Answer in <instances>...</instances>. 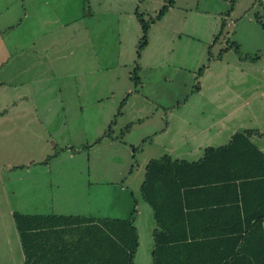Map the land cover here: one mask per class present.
Segmentation results:
<instances>
[{
	"label": "rangeland",
	"instance_id": "1",
	"mask_svg": "<svg viewBox=\"0 0 264 264\" xmlns=\"http://www.w3.org/2000/svg\"><path fill=\"white\" fill-rule=\"evenodd\" d=\"M165 4L167 0L86 1V11H90L92 16L82 14L75 26L79 24L82 38L84 28L88 27L85 35L90 37L97 56L89 66L82 61L80 67L83 69L80 70H92L93 63L102 66V69L89 72L92 73L91 82L96 77V84L94 90L91 89L88 93L84 91L89 90V80L76 78L82 91L78 99L81 104L91 101L90 111L87 110L82 119L69 121L63 129H58L56 125L60 111L44 114L52 120L56 118L54 123H50L48 129L34 128L32 141L16 146L18 157L25 156L27 161L29 157L36 161L48 157L46 163L36 162L30 168L63 170L67 175L66 181L78 179L80 171L87 169L91 171L88 179L94 185H99L97 181L101 179L107 180L104 185L120 184L132 168L138 184L142 177L144 159L149 155V150L150 153L155 152L152 147L156 150L155 144L143 141L142 138L152 136L155 130L161 129L165 124H169L170 128H167L165 134L158 136L156 141L167 147L169 142H173L172 133L176 129L177 135L196 132V127L211 124V118L221 115L219 107H224V111L238 107V115L226 123L227 127L240 125L264 129V104L260 99H255V103L253 99L243 103L249 99V94H264V0H173L163 17L156 19ZM136 10L146 21L155 19L149 24L147 44L141 49L139 58L137 49L143 32ZM71 36L70 31L63 35L65 46L71 42ZM234 42L237 46H232ZM236 48L239 52L235 51ZM91 50L81 45L75 53L81 54L83 59ZM220 52L222 58L219 59ZM239 55H250L252 58L257 55L258 58L240 60ZM69 56L72 57V52ZM136 63V75H132ZM60 83L63 82L58 78L45 82L48 89L45 99L35 98L33 102L39 111H43L45 101H52L47 100L48 97L53 98L52 105L58 104L55 99ZM196 86H199L198 90H195ZM100 94L103 95L102 101L92 103ZM123 99V107L128 108L129 112L121 119L124 122L114 129L115 135L112 132L118 138L108 140L101 138V135L100 138H94L96 132L101 134L107 129L96 130L92 123L99 125L106 115L111 117L115 107ZM184 103L181 110H173L175 105ZM140 105L148 112V118H142L144 122L141 125L137 122L131 124L122 138L121 129L130 123L131 115L135 112L133 107ZM87 122L90 123L89 128L82 126ZM179 123L182 125L177 128ZM176 124L178 125L175 126ZM40 133H49L53 137L48 140L38 139L36 134ZM200 139L216 142L215 137L208 134L202 135ZM180 145L178 140L176 146ZM143 148L145 151L142 153ZM5 153L14 156V151ZM24 172H18L22 173L20 177L25 178ZM2 173L0 193L2 183L7 202L0 196V216L6 211L3 209L4 203H11V192L15 178L18 177V174L15 177L12 172ZM86 178L82 175V181L77 186L85 187L83 182ZM41 180L44 181L43 178L38 179ZM17 182L18 185H24L20 180ZM41 183L38 182L37 185L40 186ZM114 203L118 204L117 201ZM78 205L76 211L87 209L81 201ZM100 206L97 209L101 213L114 216L122 213L125 205L122 203L121 206H112L107 203ZM4 217H11L12 223L14 222L11 214ZM5 232V228L0 225V234ZM146 254L149 255L148 244L143 240L136 260L139 258L140 261Z\"/></svg>",
	"mask_w": 264,
	"mask_h": 264
},
{
	"label": "crops",
	"instance_id": "2",
	"mask_svg": "<svg viewBox=\"0 0 264 264\" xmlns=\"http://www.w3.org/2000/svg\"><path fill=\"white\" fill-rule=\"evenodd\" d=\"M86 1L0 0V161L3 162L0 163V180L4 174L2 173L3 171H7L9 174L12 172L15 177L18 174L11 192V203H4L3 209L6 211L0 216V225L6 231L3 235L0 234V264H22L24 259L15 223H12L11 217H4L6 214H11L12 216L14 211H19L27 214L85 215L94 218L128 219L134 209L133 223L138 232V247L133 264H152L153 232L156 228V223L152 208L140 196V185L144 177L145 165L149 159L167 154L172 158L196 161L202 157L206 147L223 145L229 141L235 132L244 129L258 131V133L252 134L249 139L264 153V129L240 125L227 127L226 123L235 115H238V107L229 111H224V107H219L221 115L211 118V124H201L196 127V132H191L190 135L182 133L177 135L176 129L172 133L171 140L173 142L168 143L169 147L156 141L158 136L167 132V128H170L169 124H165L161 129L155 130L152 136H144L142 139L150 138L148 141L150 144L156 145V150L152 147L155 152L150 153L149 150V155L144 159L142 177L138 184L137 177L134 176V169L129 171L127 177L122 179L120 184L104 185L103 183L107 180L101 179L97 181L99 185H94L95 183L88 179L91 171L87 169L84 172L80 171L81 175L77 176L78 179L66 181L67 175L63 170L30 168L36 162L46 163L47 161H44L45 159L36 161L30 159L31 157L27 161L25 156L18 157L16 146L26 145L31 142L34 128L48 129L50 123H54L53 120L56 118L52 120V118L44 114L60 111L61 115L56 125H58V129H63L67 127L69 121L82 119V116L88 112L87 110L90 111L89 103L91 101L81 104L78 99L82 91L77 84L78 79L76 80V78L83 77V79L89 80V90L84 91L88 93L91 89L94 90L96 84V77L91 82L92 73L89 72H95L97 68L102 69V66L93 63L92 70H80L83 69L80 67L82 61L86 66H89L93 58L95 62L97 56L91 45L90 37L85 35L88 27L84 28V40L82 41L79 24L75 26V23H79L78 21L82 14L86 15L88 13V17L92 16L90 11H86ZM66 31L72 32L71 42L67 46L62 40ZM76 34L77 37L75 38ZM81 45L86 49H92L88 56L83 59L81 54L75 53V50H78ZM65 50L72 51L65 52ZM70 52H72V57L69 56ZM70 58H72L71 61ZM57 78L63 82L59 84L56 92L55 100L58 104L53 103L52 105L53 98L48 97L47 100L52 101H45V105L42 106L43 111H39L33 104L35 98L45 99V94L48 91L45 82ZM102 96L100 94L99 98L94 97L95 99L92 103L95 104L96 101L97 104L100 103ZM248 97L249 99L245 100L244 104L252 99L254 103L255 99H260L264 104V94L257 96L256 93H253L252 95L249 94ZM185 103L175 105L173 110H181ZM124 105L115 107L113 115L111 117L106 115L103 119L104 121L102 120L99 125L93 122V128L96 130L100 128L108 129L110 122L113 121L112 129L114 131L119 126V123L124 122L121 119L129 112L128 108L123 107ZM143 107L141 105L140 107H133L135 112L131 115L130 123L134 124L137 122L141 125L144 122L142 118H148V112ZM144 112L146 113L144 114ZM89 125V122L82 124L85 128H89ZM181 125L179 123L177 128L181 127ZM228 128L230 131H227ZM104 133L105 131L101 134L96 132L94 138H98L101 135V138L105 137L108 140H113L112 137L110 138ZM113 134L115 135L114 132ZM204 134L215 137L216 142H205L200 139ZM36 137L48 140L53 136L49 133H40L36 134ZM124 137L125 135L122 138ZM178 140L181 143L180 147L176 146ZM5 151L11 153L14 151V156L6 155ZM144 151L143 148L142 153ZM17 171H25V178L20 177L22 173L19 174ZM82 175L87 177L83 182L86 186L78 187L77 184L82 181ZM99 175L102 174L99 173ZM39 178H43L44 181H38ZM17 180L24 182V185H18ZM38 182H42L40 186L37 185ZM216 191L189 193L184 195V199L186 198L189 208H192L191 210L203 208L207 202L222 197V194H216ZM1 192L0 196L7 202L5 187L2 183ZM80 201L87 208L84 211H76ZM114 201H117L118 204H113ZM107 203H111L112 206H121L124 203L125 206L122 209V213L107 216L97 209L98 205L102 207ZM89 209L93 210V212ZM198 212L192 211V214L194 213L197 216L199 215ZM196 216H192L191 226L195 230H202L205 225L204 219L206 218L201 216L196 218ZM143 240L145 244H148L149 255L146 254L139 261V258L137 260L136 258Z\"/></svg>",
	"mask_w": 264,
	"mask_h": 264
},
{
	"label": "trees",
	"instance_id": "3",
	"mask_svg": "<svg viewBox=\"0 0 264 264\" xmlns=\"http://www.w3.org/2000/svg\"><path fill=\"white\" fill-rule=\"evenodd\" d=\"M172 2L167 0L156 19L163 17ZM135 14L143 32L139 57L155 19L146 21L137 10ZM239 56L241 60L252 58ZM137 68L136 63L132 75ZM113 123L104 133L112 139L118 138L112 135ZM131 124L121 129L122 137ZM256 133L239 130L227 143L206 147L196 161L167 154L147 161L140 196L152 208L156 223L152 264H264V153L249 139ZM210 190L222 197L203 208H189L184 195ZM192 211L206 218L202 230L191 226L196 216ZM134 215L135 209L128 219L14 211L22 264H133L138 247Z\"/></svg>",
	"mask_w": 264,
	"mask_h": 264
}]
</instances>
